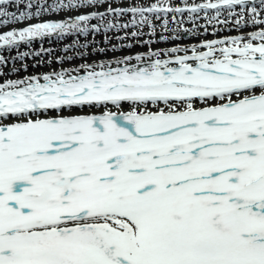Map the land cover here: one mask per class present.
Returning a JSON list of instances; mask_svg holds the SVG:
<instances>
[{"label": "bare ground", "instance_id": "bare-ground-1", "mask_svg": "<svg viewBox=\"0 0 264 264\" xmlns=\"http://www.w3.org/2000/svg\"><path fill=\"white\" fill-rule=\"evenodd\" d=\"M198 0H14L0 6V90L47 77L91 70L97 64H128L186 53H206L220 59L221 49L252 40L264 41V0L213 11L120 12L125 7L168 8ZM207 2L209 0H203ZM100 15L86 21L72 19L86 10ZM82 10V11H81ZM51 17L65 24L54 32L26 30L27 21ZM22 25V27L20 26ZM152 30L159 32L157 37ZM159 37V38H158ZM144 68V67H143ZM71 70H76L70 72ZM83 70V71H84ZM67 72V73H66ZM79 73V72H78ZM57 74V75H55ZM59 74V76H61ZM264 94V87L209 100L109 102L43 113L0 118V133L58 124L92 121L127 122L163 119L191 112L214 110ZM96 221V219H84ZM115 229L134 228L123 218L105 216L96 222ZM73 222V223H78ZM133 230V229H132Z\"/></svg>", "mask_w": 264, "mask_h": 264}, {"label": "rangeland", "instance_id": "rangeland-1", "mask_svg": "<svg viewBox=\"0 0 264 264\" xmlns=\"http://www.w3.org/2000/svg\"><path fill=\"white\" fill-rule=\"evenodd\" d=\"M82 11V10H81ZM91 20V19H90ZM21 27H22V25H20ZM152 33L157 37V35L158 36H160V33L161 32H159L158 34H157V31H155V30H152ZM157 34V35H156ZM159 38V37H158ZM252 41V40H251ZM73 71H76V70H71L70 72H73ZM67 73V72H66ZM122 105H125V103L124 104H122Z\"/></svg>", "mask_w": 264, "mask_h": 264}]
</instances>
